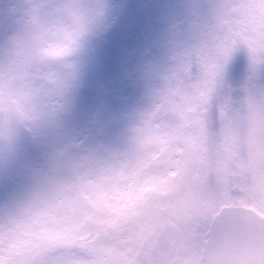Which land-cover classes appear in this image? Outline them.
Here are the masks:
<instances>
[{"label": "clouds", "instance_id": "1", "mask_svg": "<svg viewBox=\"0 0 264 264\" xmlns=\"http://www.w3.org/2000/svg\"><path fill=\"white\" fill-rule=\"evenodd\" d=\"M101 17L102 0H0L5 166L70 105L74 58ZM218 147L172 115H135L107 141L51 145L0 193V264H123L119 242L149 215L189 232L158 264H264V215L251 211L264 213V105L257 145L241 144L227 198L203 178Z\"/></svg>", "mask_w": 264, "mask_h": 264}, {"label": "flooded vegetation", "instance_id": "2", "mask_svg": "<svg viewBox=\"0 0 264 264\" xmlns=\"http://www.w3.org/2000/svg\"><path fill=\"white\" fill-rule=\"evenodd\" d=\"M120 26L127 33L125 82L136 81L141 93L155 90L169 115L219 146L203 177L227 198L235 179L226 158L232 142H220L208 114L221 111L234 135L245 126L250 95L264 91V0H138ZM255 63L263 65L257 72ZM131 235L118 244L123 264H158L189 232L161 215Z\"/></svg>", "mask_w": 264, "mask_h": 264}, {"label": "rangeland", "instance_id": "3", "mask_svg": "<svg viewBox=\"0 0 264 264\" xmlns=\"http://www.w3.org/2000/svg\"><path fill=\"white\" fill-rule=\"evenodd\" d=\"M117 1V0H116ZM128 1V0H127ZM133 0L130 1L132 3ZM119 6L121 2H118ZM105 7L110 9L116 5L115 0H102V17L98 26H96L84 39L80 50L75 56V91L73 93L70 105L67 108L57 107V111L61 112L59 119H52L47 123L39 125L32 133L29 140L20 143L15 160L12 164L5 166L0 162V193L6 189V180L10 174H21L23 176L30 172L35 163L45 153V151L53 144L65 142L72 137L83 135H91L94 138L102 140H110L118 131L124 128L135 115H147L149 109L148 103L145 108H141L140 104L147 101L141 94L137 93L136 82L128 89H120L112 86L114 83L110 78V71L100 68V57L105 58L106 64H109L107 56L99 45V41L112 32L115 34V25L105 26L108 22L107 15L104 14ZM109 16H111L109 14ZM5 31V21L0 19V34ZM95 53L93 54V52ZM116 76L119 75L117 72ZM113 92H117L113 94ZM123 98H128L126 102L129 105V112L120 115L122 111L118 109V103ZM134 96V100H132ZM112 98V99H109ZM109 100V101H108ZM117 102V107L112 111L111 117H116L110 122L112 127H105L106 117H103V107L107 104ZM131 104V106H130ZM262 105H264V91L257 95H251L243 111V121H247L245 128L237 129L234 133L233 146L236 152L239 151L241 144L246 143L250 150H254L258 142V117ZM100 113V114H99ZM95 114V117H94ZM227 139L230 141L231 137ZM251 163V161H249Z\"/></svg>", "mask_w": 264, "mask_h": 264}, {"label": "water", "instance_id": "4", "mask_svg": "<svg viewBox=\"0 0 264 264\" xmlns=\"http://www.w3.org/2000/svg\"><path fill=\"white\" fill-rule=\"evenodd\" d=\"M252 211V210H251ZM254 212V211H253Z\"/></svg>", "mask_w": 264, "mask_h": 264}]
</instances>
